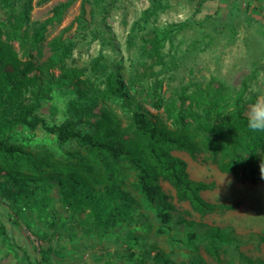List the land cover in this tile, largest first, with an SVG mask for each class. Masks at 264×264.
<instances>
[{"label": "rangeland", "instance_id": "obj_1", "mask_svg": "<svg viewBox=\"0 0 264 264\" xmlns=\"http://www.w3.org/2000/svg\"><path fill=\"white\" fill-rule=\"evenodd\" d=\"M59 4L68 6L54 16ZM0 31L21 61L36 66L26 81L17 79L9 97L0 93V221L9 237L0 233V264H44L37 263L35 246L50 251L47 264H158L153 248L168 264H264V183L220 173L208 153L191 158L174 151L189 180L210 187L200 193L205 201L234 208L200 216L161 182L175 207L162 224L127 164L111 177L122 181L130 199L117 207L123 203L104 195L112 182L103 180L106 173L85 147L76 140L60 143L41 126L13 123L32 111L45 125L71 124L88 134L96 115L109 111L131 133L138 107L171 129L187 128L198 142L204 109L214 127L238 92L244 91L245 116L264 98V0H0ZM115 77L132 98L131 108L112 96ZM46 157L52 166L41 163ZM223 157L218 152L216 159ZM64 166L80 174L77 191L101 196L98 207L64 202L70 176ZM9 170L31 182L12 188L2 176ZM179 217L194 225L176 224ZM213 227L229 241L212 243ZM211 244L217 258L206 252Z\"/></svg>", "mask_w": 264, "mask_h": 264}, {"label": "trees", "instance_id": "obj_2", "mask_svg": "<svg viewBox=\"0 0 264 264\" xmlns=\"http://www.w3.org/2000/svg\"><path fill=\"white\" fill-rule=\"evenodd\" d=\"M67 6V4H59L54 7V16ZM51 22L52 18L47 19L39 29L43 30ZM2 34L0 31V93L6 92L9 97L16 90L17 79L20 82L26 81L28 74L34 71L36 66L29 60L21 61L11 43L7 39L4 40ZM114 81L112 96L121 100L124 106L131 108L134 105L132 98L124 92L123 84L117 77ZM243 92H238L235 95L232 109L229 112L215 116L219 124L214 127L209 124L210 121L212 122L210 111L203 110L206 119L202 117V122L197 124L198 133L202 135L198 142L195 141L187 128L177 125L171 129L158 117L147 116V114L136 111L138 107L132 114L133 130L131 133L121 129L116 117L109 111H102L96 115L93 132L88 134L80 133L71 124L58 127L45 125L41 118L31 115L32 111L19 117H13V123L29 128L41 126L47 133L56 136L60 143L76 140L85 147L106 173L103 180L112 182L111 186L104 187V195L108 199L123 203L117 207H126V203H130V199L128 193L121 189L122 181L118 184L113 183L111 177L114 176L119 164H127L135 173L144 200L148 205L155 207L160 222L166 224L170 220L171 213L175 211V207L171 203L170 197L162 190L161 182L169 183L175 192L176 200L180 203H187L190 209L200 216L217 211H230L234 208L225 205L217 206L205 201L200 193L210 187L204 183L189 180L185 161L174 156L172 154L174 151L185 152L191 158L202 152L208 153L220 173L231 175L241 183H264V133H254L248 129L247 116L244 114ZM3 105L4 103L0 101V108L3 109ZM218 152H222L225 157L217 160ZM41 163L45 166L49 164L52 166L50 157H46ZM53 168H55L54 165ZM64 169L70 174L68 184H66L68 191L64 196V202L72 208L80 204L98 207L101 204V196L96 199L92 196V190L87 193L77 191L76 187L81 181L80 174L72 173L73 169L69 167L64 166ZM1 172L2 169H0V174ZM2 176L6 178L12 188L31 182L29 176L15 170L5 171ZM56 176L62 177V173L57 172ZM114 184L117 185L116 188H114ZM74 194H78V196H74ZM8 222L14 228L20 227V223L14 222L11 217L8 218ZM176 224H184L188 227L194 225L192 221H187L182 217L178 218ZM22 229L26 233L29 232L25 226ZM7 230L5 223L0 221V233L9 240L6 234ZM210 230L209 238L212 243L229 241V237L224 235L220 228L213 227ZM193 238L192 234L187 236L188 241ZM262 240L264 241V239ZM34 250L38 259L37 263H39V259L44 264L49 262V250L41 246H35ZM153 250L155 252L153 258L158 261V264H168L163 252L156 248ZM206 252L216 258L219 256L218 250L212 244L206 249ZM195 264L204 263L196 262ZM247 264H255V262L247 260Z\"/></svg>", "mask_w": 264, "mask_h": 264}, {"label": "clouds", "instance_id": "obj_3", "mask_svg": "<svg viewBox=\"0 0 264 264\" xmlns=\"http://www.w3.org/2000/svg\"><path fill=\"white\" fill-rule=\"evenodd\" d=\"M247 127L251 132L264 133V98H257L249 105Z\"/></svg>", "mask_w": 264, "mask_h": 264}]
</instances>
